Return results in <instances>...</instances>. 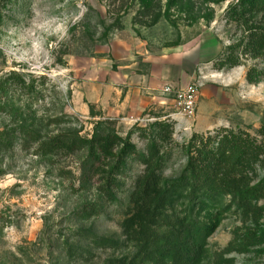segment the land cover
Returning a JSON list of instances; mask_svg holds the SVG:
<instances>
[{"label": "rangeland", "instance_id": "1", "mask_svg": "<svg viewBox=\"0 0 264 264\" xmlns=\"http://www.w3.org/2000/svg\"><path fill=\"white\" fill-rule=\"evenodd\" d=\"M238 1L186 0L172 21L140 25L133 22L136 0H11L1 8L0 79L17 71L34 88L11 94L14 110L0 115V129L26 124L44 137L70 129L88 135L97 120L110 118L120 134L133 131L142 150L147 138L139 127L160 117L174 126L166 175L181 169V149L195 132L228 127L263 141L264 79L252 84L247 73L264 71V57L242 46L240 65L216 68L229 47L249 35L230 15ZM253 18L264 26V15ZM191 85L197 89L194 116L176 101V92ZM63 115L69 117L62 125L50 123ZM81 160L82 154L42 157L36 145L0 151V264H125L134 251L126 238L128 197L144 167L130 161L119 198L111 202L98 179L83 181ZM256 168L253 183L264 179V164ZM91 204L102 213L84 214ZM255 205L256 212L226 215L203 264H264V198ZM79 230L118 244L98 246Z\"/></svg>", "mask_w": 264, "mask_h": 264}, {"label": "trees", "instance_id": "2", "mask_svg": "<svg viewBox=\"0 0 264 264\" xmlns=\"http://www.w3.org/2000/svg\"><path fill=\"white\" fill-rule=\"evenodd\" d=\"M11 0H0L1 8ZM110 5L124 0H108ZM139 9L134 24L155 25L161 19L172 21L174 9L186 0H136ZM219 3L225 0H209ZM230 12L231 18L242 20L249 29L247 39L229 47L216 68H234L241 64L240 49L253 57H264V26L252 22L256 14L264 15V0H239ZM254 19V18H253ZM247 79L252 84L264 79V71L250 69ZM17 71L0 79V115H9L14 107L8 100L12 93L33 91ZM69 115L55 117L51 124L62 125ZM158 119L139 127L147 138L145 149L132 140L133 131L119 133L114 120L95 122L92 132L70 129L44 137L32 125L21 124L0 129V151L17 146L35 148L37 154L62 159L82 154L81 177L84 182L98 179L99 191L115 202L121 192V178L130 161L138 160L144 169L136 180L128 200L132 206L126 224V238L134 251L125 264H203L209 256V239L221 226L226 215L238 210L256 212L255 202L264 198V179L253 183L256 166L264 164V139L240 130L220 127L207 133L195 132L182 147L185 162L178 172L165 174L173 148V123ZM264 132V128L260 132ZM102 213V207L91 204L84 209L87 216ZM92 242L98 246H116L117 241L100 237L91 230Z\"/></svg>", "mask_w": 264, "mask_h": 264}, {"label": "built area", "instance_id": "3", "mask_svg": "<svg viewBox=\"0 0 264 264\" xmlns=\"http://www.w3.org/2000/svg\"><path fill=\"white\" fill-rule=\"evenodd\" d=\"M171 89L169 88L168 91ZM197 89L194 85L176 92V101L188 116H194L196 109Z\"/></svg>", "mask_w": 264, "mask_h": 264}, {"label": "crops", "instance_id": "4", "mask_svg": "<svg viewBox=\"0 0 264 264\" xmlns=\"http://www.w3.org/2000/svg\"><path fill=\"white\" fill-rule=\"evenodd\" d=\"M137 88H138V86H137ZM140 89V88H139Z\"/></svg>", "mask_w": 264, "mask_h": 264}]
</instances>
